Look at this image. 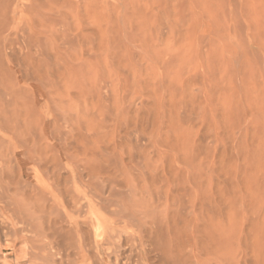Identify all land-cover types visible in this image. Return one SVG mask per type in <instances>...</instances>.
Instances as JSON below:
<instances>
[{"label":"rangeland","instance_id":"1","mask_svg":"<svg viewBox=\"0 0 264 264\" xmlns=\"http://www.w3.org/2000/svg\"><path fill=\"white\" fill-rule=\"evenodd\" d=\"M12 1L0 264H264V0H21L14 15ZM33 23L37 50L61 56V87L19 68ZM25 103L46 155L72 152L56 174L22 154Z\"/></svg>","mask_w":264,"mask_h":264},{"label":"bare ground","instance_id":"2","mask_svg":"<svg viewBox=\"0 0 264 264\" xmlns=\"http://www.w3.org/2000/svg\"><path fill=\"white\" fill-rule=\"evenodd\" d=\"M20 1L21 0H13L12 1V6H11V14L12 15H14V14H16V13H18L19 11H20ZM22 5V4H21ZM9 12V11H8ZM6 13H7V11L5 12V16H6ZM2 26V28H1V30H3V28H4V30L6 29H8V25H5V24H2L1 25ZM7 26V27H6ZM39 26H41V24H39ZM6 27V28H5ZM42 31L44 32V29H42V27L40 28V27H38V25L36 24V23H33L32 25H31V27L26 31V33H25V36H24V41L26 42L25 43V46H24V48H22V52H24V53H22V54H20L21 56L17 59L18 60V65H19V68H20V70H24V75H25V78L26 79H29V78H33V79H35V78H37V79H39V80H41V81H43V83L45 84V86H46V84H48L49 86L48 87H55V88H57L56 86L58 85L59 86V84H61L62 83V81H63V75H62V73L64 72L63 70L64 69H62V67H61V63H60V60H61V56L58 54V53H53L52 55L51 54H49V52H44V51H39V50H37V49H39L40 47H39V45L36 43V41H35V39L37 38V36H40V35H42L43 33H42ZM1 32V31H0ZM3 32L4 31H2V34H3ZM45 33V32H44ZM3 41H1V43H2ZM4 44V43H3ZM0 45H2V44H0ZM258 46V45H257ZM4 47H8V46H4ZM3 48V47H2ZM9 48V50L11 51H9L10 52V54H14L13 52L15 51H13L10 47H8ZM3 50V51H2ZM1 51L4 53V51H5V49H2ZM21 53V52H20ZM47 53V54H46ZM6 54V52L4 53V55ZM9 54V53H8ZM7 54V55H8ZM9 54V55H10ZM1 55L2 54H0V58H2L1 57ZM3 55V56H4ZM11 56V55H10ZM19 56V55H18ZM13 56H11V58H12ZM3 58H5V57H3ZM7 59H9V57L7 56ZM1 60V59H0ZM10 60V59H9ZM51 62V63H50ZM11 65V64H10ZM52 77H56V79L58 80V81H56V80H53L52 79ZM59 87H61V86H59ZM58 87V88H59ZM57 90V89H56ZM52 91V90H51ZM58 91V93H59V90H57ZM49 93H51L50 91H49ZM57 93V94H58ZM60 96H62L61 94H60ZM60 96H58V97H60ZM70 96V95H69ZM71 97V96H70ZM48 99V98H47ZM56 99H57V97H56ZM68 99V98H67ZM70 99V98H69ZM74 99V98H73ZM42 101H44V100H40V99H35V104L34 105H32V107H35V105L36 106H38V105H40L41 104V102ZM46 102V101H45ZM48 102V101H47ZM54 102V101H53ZM73 102V103H72ZM76 102V101H75ZM56 103H57V101H56ZM75 104L76 105V103H74V101H71L70 102V104ZM75 105H73V107L75 106ZM24 106H25V108H24V110H23V112H21V113H24V111H25V116H26V119H25V122H26V124H25V134L26 135H29V138H26V146H23V155H25V158L28 160V161H31V162H34V161H39V164L41 165V166H43V168H46V169H48V170H50V171H52L54 174H56V172H57V170H56V168H57V163L58 162H56L55 160H58L59 158H65L66 156H68L70 153H72V152H70L69 153V148L66 146V145H61V146H59V148H57V153H55L54 154V158L53 159H50L47 155H46V147L41 143V141H38V138H36L35 136H31L32 135V131H33V124L35 123V121L37 120L38 121V118H37V116H36V114L37 113H35L34 112V109L32 108V107H30L29 106V104L28 103H25L24 104ZM40 107V106H39ZM70 107H71V105H70ZM71 109V108H70ZM69 110V109H68ZM73 110V109H72ZM71 110V111H72ZM70 113V112H69ZM21 115V114H20ZM73 117V116H72ZM71 117V120L73 119ZM75 117V116H74ZM70 118V117H69ZM76 118V117H75ZM21 119H23V116H22V118ZM6 120V119H5ZM4 120V121H5ZM8 121V120H7ZM42 121V120H41ZM75 121V120H74ZM21 122H23V121H21ZM24 123V122H23ZM54 123V122H53ZM72 122H70V124H71ZM31 125V126H30ZM37 125V124H36ZM42 126V125H41ZM75 126V125H74ZM24 128H23V131H24ZM76 127H74L73 129H75ZM3 129V128H2ZM14 130V129H13ZM42 131H44L43 129H42ZM72 131V130H71ZM3 131H1V133H2ZM11 132V131H10ZM14 132H15V130H14ZM39 132H41V131H39ZM23 134H24V132H22ZM72 134L74 133V132H71ZM17 133L15 132V135H16ZM13 135V134H12ZM41 135H42V133H41ZM43 136V135H42ZM5 137V136H4ZM7 137V136H6ZM12 137V136H11ZM40 138H41V136H39ZM73 137V136H72ZM71 137V138H72ZM24 138V137H23ZM74 138V137H73ZM7 139H8V137H7ZM72 140V139H71ZM3 141V140H2ZM1 141V138H0V142H2ZM73 141V140H72ZM19 142V141H18ZM71 144L73 143V142H70ZM4 144H5V142H4ZM8 144V143H7ZM70 144V145H71ZM1 145H3L2 143H1ZM9 146L11 145V144H8ZM16 145V144H15ZM74 145V144H73ZM5 146V145H4ZM19 146V145H18ZM12 147V146H11ZM14 147V146H13ZM74 147V146H73ZM8 149H10V147H7ZM6 148V149H7ZM16 148V147H15ZM72 148V147H71ZM17 149V148H16ZM73 149V148H72ZM2 151V150H1ZM6 151H8L9 152V150H6ZM12 151H14V150H12ZM11 150H10V152H12ZM20 152H21V150H20ZM3 154H5V153H3ZM3 154H1V155H3ZM10 154V153H9ZM11 154H13V153H11ZM6 156V155H5ZM11 155H9V156H7L8 158L10 157ZM12 157H13V155H12ZM24 156H22V158H23ZM75 157V156H74ZM6 158V157H5ZM17 158V157H16ZM20 158V157H19ZM10 160H13V159H10ZM8 161H9V159H8ZM38 161H37V163H38ZM9 163H11V162H9ZM74 163V162H73ZM76 163V162H75ZM75 163H74V165H75ZM35 164V163H34ZM38 164V165H39ZM51 164V166H49ZM39 165V166H40ZM61 217H60V215L59 214H57L56 215V217L53 219V221H51V226H53L54 228L56 227V226H58L59 224H60V221H61V219H60ZM62 225V224H61ZM74 225H73V229H74ZM91 228H92V234H93V236H94V239L95 240H97V241H99L103 236V232H104V228H103V226H102V224L100 223V221L95 217V216H92V221H91ZM60 229H62V227L60 228ZM76 230V229H75ZM72 232V231H71ZM73 233H74V230H73ZM76 234V233H75ZM52 235H53V237H52ZM52 235L50 236V237H52V238H57V237H60V235H61V233H59L58 231H54L53 233H52ZM72 235V234H71ZM61 237H62V235H61ZM53 242V241H52ZM56 244H57V242H55ZM51 245V244H50ZM55 245V244H54ZM56 248V247H55ZM58 248V247H57ZM52 249V248H51ZM50 249V250H51ZM59 249V248H58ZM63 249V248H62ZM53 250V249H52ZM193 250V249H192ZM203 250H204V247H200V248H197V249H195L193 252H191L190 254L191 255H193V257H195V254H203ZM165 255V254H164ZM190 255V256H191ZM50 256V255H49ZM59 256V255H58ZM187 257L188 256V254L187 255H181V256H176V257H170L169 259H171V258H173L172 260H173V263L174 264H198V261H195L194 263L191 261V259L188 257V258H185V257ZM162 259V258H161ZM163 260H165V259H163ZM172 260H171V263H172ZM166 262H168V261H166ZM170 262V261H169ZM168 262V263H169ZM172 263V264H173Z\"/></svg>","mask_w":264,"mask_h":264}]
</instances>
